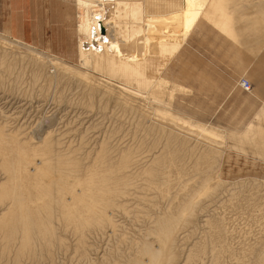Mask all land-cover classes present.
Here are the masks:
<instances>
[{
  "label": "rangeland",
  "instance_id": "1",
  "mask_svg": "<svg viewBox=\"0 0 264 264\" xmlns=\"http://www.w3.org/2000/svg\"><path fill=\"white\" fill-rule=\"evenodd\" d=\"M0 9V36H4L0 43H7L3 47L12 53L40 59L45 67L41 75L33 64L28 66L29 69H23L18 63L10 73L1 72L5 82L0 80V114L6 117L11 114L18 121L20 117L22 120L19 127L23 134L28 127L26 134L32 132L35 136L45 135L46 131L52 129L54 139L59 138L64 142V149L69 151L76 148L80 151L85 165L93 160L103 143L111 151L114 163L119 160V153L137 147L140 150L137 149L139 153H136V161L141 167L149 165L153 157L166 156V134L165 137L161 135L163 133L152 134L147 129L152 124L164 126L167 132L180 133L187 141L185 148L177 150L178 159L172 160L170 155V166L166 162V167H161L163 174L169 168L165 173L169 175V181L163 175L171 189L167 188L171 192L169 202L162 200L155 190H142L145 183L143 179L146 178L143 175V179L139 177L136 180L138 190L131 191L132 197L130 194L125 197L127 213L121 210L113 213L115 221L120 225L118 235H113L109 230L99 234L96 230L86 229L89 232L84 236L86 240L83 237L82 241L78 234L72 235L74 231L71 233V228L65 230L57 225V232L64 239L63 245L56 243L52 248L51 259L44 256L35 264H127L123 261H128L133 252L131 244L142 238V233H146L148 227L152 228L150 217H156L158 212L159 216L171 203L173 207L182 204L185 195L194 198L192 194L203 187L205 178L209 182L205 185L206 188L209 185L210 192L201 198L199 192L195 194L200 195L199 207L193 209L194 212H186L188 215L183 218L185 222L179 220L175 224L179 232L172 245H164L154 233L147 234L148 243L154 247L156 244L157 247H166H162V251H166L163 255L167 257L162 255L160 263L156 264H211L217 251L221 262L218 264H235L236 259L245 256L248 257L247 264L264 263L263 259L260 261L261 257L258 259L260 251L254 257L248 253L251 251L249 249L258 250L257 246L264 245V91H258L264 87V75L258 70L259 61L264 60V50L255 55L256 44L252 41L255 35L243 34L240 42H237L224 37L220 30L201 20L178 56L172 60L166 71L168 74H164L167 80L183 89L170 98L168 89H162L160 94H156V85L152 81L143 82L136 78L128 80L118 72L110 69L111 72L105 67L97 68L92 61L90 64L81 59L77 25L76 32L74 26L77 7L69 2L55 0V6H13V13L9 6H0ZM259 9H263L261 15H264V6H246L240 8V11L250 12L247 18H252L251 15L254 19L259 16ZM260 26H264V21ZM6 29H11L15 36L41 50H51L67 60L38 51L20 41L16 42ZM5 37L15 42H6L3 40ZM53 58L68 67L67 70H60L58 76L55 75L57 70L51 68L49 63ZM36 73L37 81L34 80ZM242 80L250 82L251 91L245 92L239 86ZM209 133L215 139L207 136ZM212 149L219 153L208 156L207 153ZM181 184H185V187ZM183 188L185 190H181ZM141 196H144L145 201L138 199ZM191 212L193 215L189 217ZM120 234L126 236L127 243H119ZM214 249L217 250L215 254ZM244 253L245 256L242 255ZM0 264H12V261L0 257ZM23 264L33 263L24 260Z\"/></svg>",
  "mask_w": 264,
  "mask_h": 264
},
{
  "label": "bare ground",
  "instance_id": "2",
  "mask_svg": "<svg viewBox=\"0 0 264 264\" xmlns=\"http://www.w3.org/2000/svg\"><path fill=\"white\" fill-rule=\"evenodd\" d=\"M75 5L78 19V50H80L81 59L83 58L90 64L93 62L94 66H98L97 68L105 67V69L118 72L123 78L128 80L136 78L143 82L144 80L152 81L154 86L156 85V94H160L162 89H168L170 90V98L174 96V93L183 89L181 86L167 80L164 74L167 73L166 71L170 68L172 60L178 56L184 43L201 20H205L217 30H220L221 34L237 42H240V38L246 34L247 36L255 35V40H252L256 44L255 55L264 50V26H260V23L264 21V15H261V13L263 14V9H259V16L254 19H252L253 16L251 15L250 17L252 18H247V15L251 14L250 12L240 11V8H245L246 6H257V8L264 6V0H75ZM3 37L0 36V39ZM7 38L5 37L3 40L15 42ZM6 44L0 43V73H10L15 65L19 63L23 69H27L28 66L30 67L33 64L36 71L41 75L40 72L45 67L40 59H32L17 52L12 53L3 47ZM49 63L51 68L57 70L56 76L60 75L57 74L60 70L64 71L68 68L65 63L54 58ZM1 69L5 71H1ZM33 72L35 71L33 70ZM3 73L0 74V80L2 81L4 80L2 77ZM5 75L7 76L8 74ZM17 77L21 78V76ZM5 80H8L7 77ZM34 80L37 81V73ZM55 82L59 83L57 79ZM246 83L249 86L248 90L245 89ZM239 86L245 92H249L252 89L250 82L247 80H242ZM90 90L88 89V91ZM0 113H2L1 110ZM13 117L11 114L8 117L0 114V257L11 260L12 264H23L24 260H29L35 264L34 262L40 261L44 256H49L51 259L52 248H54L55 244L63 245L62 242H64V239L57 232V225L62 229L66 228L65 230L71 228V233L74 231L72 235L78 234L79 238L82 237L80 238L81 240L89 232L86 229L96 230L99 234L109 230L113 235H116L120 225L115 221L113 213L116 210L127 213L124 207L127 200L125 197L129 194L131 195L133 189H137L136 180L138 181V178H142L143 175L146 178H142L145 182H143L142 190H155L160 194L158 196L162 200H168V202L171 200V189L168 187L170 178H168L169 175L166 176L167 174H165L169 168L163 174L161 173V167L166 162L167 164L169 162L172 163L171 159H178L177 150L187 146L185 136L180 133L167 132L164 126V128L157 126L158 124L150 125L147 129L152 134L154 132L163 133L161 135H164V137L166 134L167 149L165 150L167 155H155L156 157L151 158L150 164H147L146 167H141L140 163L136 161V153H139L137 152L138 147L137 149L130 148L122 151L119 153L120 155H116L119 160L114 163L111 151L108 150L106 143L101 145V149L95 153L93 160H90L91 163L89 161V164L85 165L83 164L80 151L76 150V148L74 150L73 147V150L69 151L64 149V142L59 138L54 139L52 129L49 131L43 129L46 131L45 135L35 136L32 132V135H30L31 133L26 134L29 127L28 129L24 127V131H27L23 134V130L21 131V127H19V122L22 119L19 117L18 121L17 117ZM203 131L205 132L206 130L203 129ZM207 136L212 137L210 133ZM218 153V151L216 152L212 149L207 154L210 156ZM170 155L172 156V158L170 157L171 159L168 158ZM171 163H169L168 167ZM132 168L136 172H133ZM137 168L138 170H136ZM163 175L168 179V181L166 180L167 182ZM181 179L182 176L179 180L181 181ZM183 179L185 178L183 177ZM186 179L188 178L186 177ZM204 181L202 182L204 183V185L202 184L204 189L201 187L195 193L199 192L200 198L204 194L207 196L206 192H210L208 190L209 185H207V188L205 185L209 183L207 178ZM182 182L184 183L185 180ZM177 185L180 186V183ZM183 186L185 187V184ZM183 192L181 191V193ZM195 194H192L195 196L194 198L191 195H185V200L183 199L184 202L182 204H176L173 207V203H171L172 205H168L167 209L160 213L159 216L158 212L156 217H150L151 220L149 222L152 228L148 227L146 233L140 234L142 238L138 239V241H134V243L131 242L132 240L130 241L133 246V252L130 253L128 261L129 258L131 259L129 262H123H127V264L160 263L162 257H165L163 255L165 254L164 252H166L165 250L162 251V247L164 248L167 243L172 245L178 238H176V235L179 231L176 229L175 224L179 220L183 221V218L188 215L186 212H194L193 209L199 207L201 200L199 201L200 198ZM144 196L138 199L144 200ZM134 198L136 197L134 196ZM192 212L191 214L189 213V217L193 215ZM202 225L204 226V224ZM149 229H153V231ZM150 233L156 234L159 238L157 239L164 245L161 244V247H157L156 244V247H154L151 243H148L146 237ZM121 235L118 236L119 243H127L126 236ZM77 240L80 241L79 239ZM260 246H257L259 247L258 250L257 248L249 249L251 251L248 253L254 257L260 251L261 254L259 253L260 255L257 257L258 259L261 257L260 261L262 262V259L264 260V245ZM216 249H214L213 254L219 250ZM211 251L213 252V249ZM242 255L245 256V253ZM245 258L236 259L235 264H247L246 260L248 261V257ZM219 262L217 251V254L213 255L211 264H218Z\"/></svg>",
  "mask_w": 264,
  "mask_h": 264
},
{
  "label": "crops",
  "instance_id": "3",
  "mask_svg": "<svg viewBox=\"0 0 264 264\" xmlns=\"http://www.w3.org/2000/svg\"><path fill=\"white\" fill-rule=\"evenodd\" d=\"M65 1L69 2L73 6H76L74 0H65ZM0 6H9V8L11 9V12L13 13L14 12V9L12 10L13 6H55V0H0ZM75 13H76V9H75ZM76 25H77V18H76V15H75L74 16L75 32H76ZM6 32H8V34L12 38H14V39H16V40H18V41H20V42H22L24 44H27V45L35 48L38 51H41V52H44V53H50V54H53V55H55V56H57L59 58L67 60L65 57H61V56H58V55L52 53L51 50L43 51V50L40 49V47L34 46L33 44H30L29 42L25 41V39L15 36L12 33L11 29H9V30L6 29ZM221 35H223V34H221ZM76 36H77V33H76ZM224 37H226V36H224ZM258 65H259L258 70L264 75V60L261 59L259 61ZM260 89L261 90H258V91H261V92L264 91V87L260 88Z\"/></svg>",
  "mask_w": 264,
  "mask_h": 264
},
{
  "label": "built area",
  "instance_id": "4",
  "mask_svg": "<svg viewBox=\"0 0 264 264\" xmlns=\"http://www.w3.org/2000/svg\"><path fill=\"white\" fill-rule=\"evenodd\" d=\"M248 88H249V86H248V84L246 83L245 89L248 90Z\"/></svg>",
  "mask_w": 264,
  "mask_h": 264
}]
</instances>
